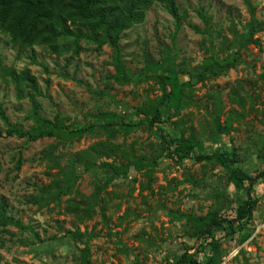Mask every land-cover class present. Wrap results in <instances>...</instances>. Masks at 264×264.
<instances>
[{
  "label": "rangeland",
  "instance_id": "rangeland-1",
  "mask_svg": "<svg viewBox=\"0 0 264 264\" xmlns=\"http://www.w3.org/2000/svg\"><path fill=\"white\" fill-rule=\"evenodd\" d=\"M249 1L256 19L263 22L264 0ZM176 3L178 28L163 5L154 3L143 22L123 33L118 46L129 83L115 79L109 45L97 51L82 43L78 57H56L44 47L19 52L0 33V104L9 124L22 132L34 128L33 96L40 116L50 121L60 118L66 126L88 123L90 116L101 112H115L135 125L119 130L111 140L97 128L78 139L52 137L33 142L26 137H0V204L4 202L7 214L25 227H0V264H81V251H86L91 264H170L183 256L203 264L214 248L218 264H264V182L256 183L254 194H249L247 183L235 189L216 164L168 161L161 156V137L146 122L139 123L154 111L163 93L160 76L167 68L175 70L180 82L199 71L210 46L208 29L215 51L224 58L233 52L228 44L244 32L250 18L243 0ZM255 38L259 46L241 51L244 64L185 88L189 100L170 119L163 116L161 125L169 135L183 133L188 138L195 134L210 144V117L205 108L212 109L211 97L219 94L224 112L237 110L229 96L237 90L247 98L246 116L216 143L235 149L238 166L253 177L264 170V31ZM1 67L16 72L28 69L38 95L28 89L18 94L13 84L1 78ZM0 130H6L1 119ZM104 143L108 144L104 147ZM107 146L129 149L143 162L152 161V167L140 171L130 167L126 175L108 182L99 194L108 203L93 204L90 220L78 223L65 213V198L48 206L29 203L37 187L59 176L53 160L66 171L74 166L75 188L90 196L110 175L101 167L102 162L112 161L104 156ZM93 147L99 152L94 153ZM77 155L86 156L94 166L89 170L75 166L72 161ZM120 163L124 164L118 159L116 165ZM249 197L254 205L245 227L237 229L224 222L207 237L185 235L186 220L179 212L204 216L215 210L230 220ZM73 233L84 235L73 237ZM242 236L247 238L242 240Z\"/></svg>",
  "mask_w": 264,
  "mask_h": 264
},
{
  "label": "trees",
  "instance_id": "trees-1",
  "mask_svg": "<svg viewBox=\"0 0 264 264\" xmlns=\"http://www.w3.org/2000/svg\"><path fill=\"white\" fill-rule=\"evenodd\" d=\"M243 2L250 18L244 32L236 36L233 43L229 42L228 48L232 47L233 52L224 58H220L215 51L210 30H205L209 36L210 46L207 57L203 58L198 67L199 71L186 82H180L175 70L167 68L160 76L163 93L158 99L154 111L144 115L139 123L146 122L161 137L163 142L161 156L166 160L177 164H181L183 161L216 164L226 175L227 182L233 184L235 189H242L247 183V192L254 194V185L258 182H264V170H258L259 172L255 174V177L250 176L238 166L235 149L228 150L226 144L216 143L218 137L229 135L235 129L234 124L246 116V96H242L237 90H233L229 94L230 103L237 110H227L226 112L223 110V103L219 94L211 97L213 110L207 106L205 108L210 117V144L195 134L188 138H185L183 133L169 135L161 126L164 121L163 116L170 119L174 112L181 108L184 100H189L185 95V88L198 80L203 82L205 79L222 76L230 69L244 64L241 51H247L250 45L259 46L255 36L264 31V21L256 19L255 9L249 0H243ZM154 3L163 5L167 13L175 20L176 28H178L179 11L176 0H0V33L7 36L11 46L16 47L19 52L33 49V47H44L47 52L56 57L64 55H70L72 58L78 57L82 52V43L87 46H95L94 49L97 51L103 46L109 45L113 50L112 65L115 71V79L121 84L129 83L128 73L120 57L118 43L125 31L133 25L143 22L146 12ZM1 78L5 83L13 84L18 94H22L24 89H28L38 95L35 78L28 69L16 72L13 68L1 67ZM239 89L241 88L239 87ZM103 94L106 93L99 92V95ZM32 97L33 106L30 116L33 119L34 128L22 132L19 127L9 124L0 104V119L6 125L4 132L0 130V137L3 135L6 137H26L28 141L33 142L52 137L78 139L97 128L107 134L106 139L111 140L124 127H135L131 122H125L122 116L115 112H101L90 116V119L85 117L86 121L90 120L88 123L81 124L79 121L66 126L60 118H54L50 121L40 116L36 102ZM92 119L93 122H91ZM106 144L108 143H104V147ZM97 149L98 147H93L92 150L94 153L99 152ZM104 153L106 159L112 158V161L102 162L101 167L107 169L110 175L103 185H97L94 188L90 196H84L75 188L78 176L74 166L66 171L63 170L58 161L53 160V169H57L59 176L47 185L37 187L36 195L32 196L29 203L48 206L51 203H60V200L65 198V213L73 215L78 223H82L92 218L93 204L100 201L107 205L108 201L101 200L99 194L114 177L126 175L130 167L137 171L152 167V161L143 162L144 158L137 156L129 149L120 150V147L107 146ZM118 159H121L124 164L116 165ZM72 163L75 166H82L84 170H89L94 166L92 160L81 155H77ZM19 166L20 162L16 166L17 169ZM147 175L152 179L150 172ZM252 200L249 197L246 202L238 206L234 211V217L230 220L222 218L215 210L207 212L204 216L186 215L179 212V215L186 220L185 235L191 238L207 237L215 227L224 222L231 226L235 225L237 229L245 227L252 219V207L254 205ZM173 214L174 212L169 210L171 217L174 216ZM7 226L25 229L13 216L7 214V205L1 202L0 227L4 229ZM72 235L77 237L84 234L73 233ZM246 238L247 236H242V240ZM216 251L214 248L211 254L207 255L203 264H218L217 256L214 254ZM80 263L91 264L87 259L86 251H81ZM170 264L200 263L194 257L183 256Z\"/></svg>",
  "mask_w": 264,
  "mask_h": 264
}]
</instances>
